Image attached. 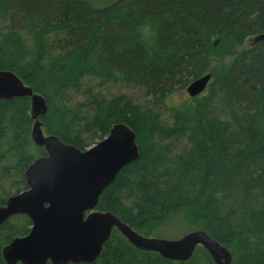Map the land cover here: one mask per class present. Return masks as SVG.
I'll list each match as a JSON object with an SVG mask.
<instances>
[{
	"label": "trees",
	"instance_id": "1",
	"mask_svg": "<svg viewBox=\"0 0 264 264\" xmlns=\"http://www.w3.org/2000/svg\"><path fill=\"white\" fill-rule=\"evenodd\" d=\"M145 19L154 27L148 41L136 33ZM259 35L264 0H0V70L44 97L48 134L82 150L116 124L136 134L139 159L103 191L97 209L155 237L201 223L232 264H264V38L219 67L213 39L241 45ZM207 73L202 94L166 110L175 91ZM91 79L142 98L105 95L86 85ZM30 112L28 97L0 102V204L28 188L26 170L46 154L31 138ZM22 216L25 228L11 218L0 226V264L3 247L30 232ZM69 264L215 261L201 246L189 260H170L114 231L96 261Z\"/></svg>",
	"mask_w": 264,
	"mask_h": 264
},
{
	"label": "water",
	"instance_id": "2",
	"mask_svg": "<svg viewBox=\"0 0 264 264\" xmlns=\"http://www.w3.org/2000/svg\"><path fill=\"white\" fill-rule=\"evenodd\" d=\"M211 78L207 73L192 80L186 87L189 96L202 94ZM24 97L31 100V138L46 154L26 170L28 188L0 204V226L16 215H26L32 222L27 235L4 246L7 264L92 263L101 256L115 229L137 249L170 260H189L201 246L215 264H232L230 250L206 230L175 239L149 237L113 212L97 209L103 191L125 166L140 157L130 126L114 125L108 136L84 150L54 134L46 135L40 121L48 111L44 97L16 72L0 70V102Z\"/></svg>",
	"mask_w": 264,
	"mask_h": 264
},
{
	"label": "rangeland",
	"instance_id": "3",
	"mask_svg": "<svg viewBox=\"0 0 264 264\" xmlns=\"http://www.w3.org/2000/svg\"><path fill=\"white\" fill-rule=\"evenodd\" d=\"M261 39L260 35L259 36H254V37H249L247 38L243 44H234L229 42L228 40H223L220 37H214V43L217 45V53H216V63L217 66L219 67L220 65L226 64L230 62L238 53L243 51L244 49H247L251 47L253 44H255L257 41ZM87 86H93L96 90L104 93L105 95H113L115 93L119 92H124L130 94L134 99L140 100L142 98V92L136 89L132 88H127L124 86H115V85H110V84H101L98 80H87L86 81ZM190 98L188 92L185 90H177L174 92L172 96L167 101V106L169 111V105L174 106L175 104H181L184 101H187ZM169 114V112H166ZM44 130V133L47 135L48 132ZM45 150V149H44ZM42 156V155H41ZM40 157V156H39ZM36 159V158H35ZM11 222H13L16 226V228H25L26 223L25 219L22 215H16L11 218ZM201 223L197 222H188L187 225H182L180 224V227L176 226H171L170 227V233L169 235L163 236L164 238L167 239H175V238H180L186 233H189L194 230L202 229L203 225H200ZM118 232L120 235V232L118 230H114ZM141 234L149 237H155L152 233L148 232H140ZM23 237V236H21ZM161 237V238H163ZM7 245V244H6ZM5 245V246H6ZM4 248V247H3ZM3 250V249H2ZM3 254V252H2Z\"/></svg>",
	"mask_w": 264,
	"mask_h": 264
},
{
	"label": "clouds",
	"instance_id": "4",
	"mask_svg": "<svg viewBox=\"0 0 264 264\" xmlns=\"http://www.w3.org/2000/svg\"><path fill=\"white\" fill-rule=\"evenodd\" d=\"M136 33L138 37L143 41L152 39L154 35V27L149 19H145L139 25L136 26Z\"/></svg>",
	"mask_w": 264,
	"mask_h": 264
},
{
	"label": "flooded vegetation",
	"instance_id": "5",
	"mask_svg": "<svg viewBox=\"0 0 264 264\" xmlns=\"http://www.w3.org/2000/svg\"><path fill=\"white\" fill-rule=\"evenodd\" d=\"M28 84V83H27Z\"/></svg>",
	"mask_w": 264,
	"mask_h": 264
}]
</instances>
